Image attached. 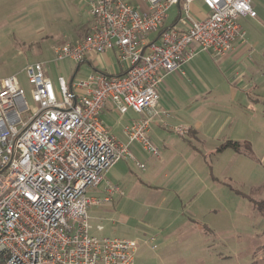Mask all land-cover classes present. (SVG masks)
I'll list each match as a JSON object with an SVG mask.
<instances>
[{
	"label": "built area",
	"instance_id": "2783aa9c",
	"mask_svg": "<svg viewBox=\"0 0 264 264\" xmlns=\"http://www.w3.org/2000/svg\"><path fill=\"white\" fill-rule=\"evenodd\" d=\"M143 1L145 9L124 0H88L90 34L53 48L55 62L77 65L113 53L120 75L96 71L69 86L59 77L55 94L45 65H27L36 106L30 115L16 77L0 78V264H133L135 243L90 234L87 211L101 202L87 192L118 162L131 159L130 143L158 156L145 135L158 115L164 77L198 53L230 54L236 41H244L239 19L256 17L254 0ZM195 1L209 11L202 20L190 16ZM174 6L180 7L178 21L165 28ZM107 103L120 116H144L124 129L127 144L100 119ZM187 131L172 128L181 138ZM104 191L119 193L108 183Z\"/></svg>",
	"mask_w": 264,
	"mask_h": 264
},
{
	"label": "rangeland",
	"instance_id": "374dc122",
	"mask_svg": "<svg viewBox=\"0 0 264 264\" xmlns=\"http://www.w3.org/2000/svg\"><path fill=\"white\" fill-rule=\"evenodd\" d=\"M87 1L0 0V78L16 77L30 107L29 115L36 106L25 73L27 65H45L55 94L59 77L69 86L70 78L76 82L92 71L88 65H82L75 73L74 62L53 60L54 47L78 43L90 34ZM163 80L157 90V104L164 105L168 113L160 112L149 125L160 122L156 123L154 133L166 142L167 149L148 132L145 137L165 164H159L140 143H130L128 150L136 155L135 163L118 162L101 185L87 192L88 197L101 202L87 211L89 223L100 228L91 230L90 234L135 243L133 264H264V211L253 204L264 202V105L254 100L244 105V117L251 125L247 130L232 131L229 136L244 139L238 140L243 144L239 153L229 149L215 153L223 142L222 137L229 132L224 130L217 139L208 138L206 142L176 136L172 128L186 122L188 114L202 101L191 103L182 97L184 83L177 91L167 94L161 90ZM205 102L215 103L213 99ZM216 103L218 107L209 108L215 107L218 116L230 115L226 100ZM128 117L133 116L130 113L120 116L114 111L104 119V125L122 144H127L121 130L124 125H130ZM139 118L136 121L143 119ZM188 141L194 151L187 145ZM190 153L196 156L194 164H190L199 173V194L194 204L181 205L176 193L184 186L188 172L182 157ZM169 160L171 163L167 164ZM150 167L160 172L158 180H146L143 169L151 170ZM138 180L155 188L142 187ZM107 183L119 193H105Z\"/></svg>",
	"mask_w": 264,
	"mask_h": 264
},
{
	"label": "crops",
	"instance_id": "0c3cea01",
	"mask_svg": "<svg viewBox=\"0 0 264 264\" xmlns=\"http://www.w3.org/2000/svg\"><path fill=\"white\" fill-rule=\"evenodd\" d=\"M128 3L139 7L140 9H145L143 0L139 4L131 3L129 1ZM252 6L256 12V17L252 19L248 16H243L239 19L238 24L244 33V41H236L233 45V51L230 54L214 58L208 53H198L189 63L182 65L180 71L175 72V74L172 73L164 78L161 90H166L168 92L167 94H170L175 90L177 91V89L182 85L181 83H184L186 84V87H181L182 91H180L182 92V97H185L188 101H191V103L202 101L200 106L199 104H196L193 112L188 114L187 119H185L187 121L180 123L188 130L183 139L191 138L194 142H206L208 141V138L209 140H213L215 138L217 139L222 131L226 130L229 133L224 135L221 141H232L230 139H233L237 140L236 142H242L238 141L244 140L242 138H232L229 136L232 135V131L247 130L251 125V122L244 117L243 108H246L244 105H249L251 100H254L256 104L261 103L264 105V0H254ZM179 8V6H174L168 11L164 26L165 28L171 27L177 23ZM208 14V9L203 6L200 1H195L190 5V16L193 20H202ZM88 23H90L91 26V20H89ZM82 65H88V67H91L92 71L90 73L96 71H108L119 75L122 73L115 61L113 53H107L104 56L99 57L91 56L87 58L83 63L77 65L75 73L80 70ZM71 80L72 78H70V81ZM205 99H213L215 103L210 105L205 102ZM218 100H226V102L230 105V107L227 108L228 113L230 110L229 116L223 115L225 116V118H223V116H218L215 113L214 109L215 107H218L216 103ZM210 106L215 107L213 109L209 108ZM156 110L158 114L160 112L165 115L168 113L164 105L161 104H157ZM114 111L115 109L113 105L108 103L100 114L101 121L104 123V119L113 114ZM129 113L133 116L128 117L127 120H131L130 122L134 120L136 121L138 117L144 118V116H137L132 112ZM129 113L124 116L129 115ZM156 123L160 122H155V124L152 123L151 126L149 125L147 131L148 135L152 138L155 137L158 139L157 142H159L163 148L165 147L167 149V145H165L166 142L160 140L158 135H156V132L154 133V131H156L155 127L158 125ZM126 127L127 124L122 127L121 133L123 136L124 129ZM114 137L116 138V136ZM227 137L230 139H227ZM117 140L122 143L119 139ZM187 145L193 148L191 142L188 141ZM217 148L215 149V153H217ZM224 151L220 153H223ZM129 153L131 155V159L127 160L135 163L136 155L134 156L130 151ZM192 153L188 154L186 157H182L183 162H186L187 164L188 172L184 186H181L178 189V194L176 193L181 205L194 204V202L197 201V196L199 194L198 190L200 188V177L198 176L199 173L195 172L194 166L190 164H194L196 160L195 154ZM155 157L159 164H165L162 158L159 156ZM127 160H124V162ZM170 163L171 160H169L167 164ZM149 169L151 170L143 169L146 180H158L160 172H155L152 167ZM127 172L130 173L131 170L128 169ZM181 175L183 177L186 176L183 172ZM162 177L165 178L166 173L163 174ZM138 183L140 186L147 189L155 188L146 181L138 180ZM191 194H193L192 197H190ZM90 226L91 230L98 231L97 227L99 225L93 227L90 224Z\"/></svg>",
	"mask_w": 264,
	"mask_h": 264
},
{
	"label": "trees",
	"instance_id": "16d2710c",
	"mask_svg": "<svg viewBox=\"0 0 264 264\" xmlns=\"http://www.w3.org/2000/svg\"><path fill=\"white\" fill-rule=\"evenodd\" d=\"M243 144H240L239 142L235 141H225L222 144L219 145L217 148V153H220L224 150H232L234 153H239L240 149L242 148ZM254 206L259 210V211H264V202H254Z\"/></svg>",
	"mask_w": 264,
	"mask_h": 264
}]
</instances>
